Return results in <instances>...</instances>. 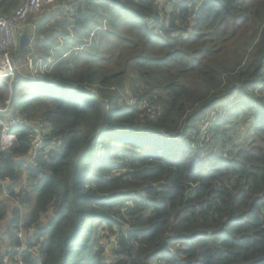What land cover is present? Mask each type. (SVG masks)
<instances>
[{"label": "trees", "instance_id": "trees-1", "mask_svg": "<svg viewBox=\"0 0 264 264\" xmlns=\"http://www.w3.org/2000/svg\"><path fill=\"white\" fill-rule=\"evenodd\" d=\"M22 1L0 0V14ZM175 1L74 0L65 36L56 25L40 36L46 15L24 21L35 73L0 78L5 120L29 122L10 126L17 143L0 152L20 205L0 202V264H15L20 222L32 228L23 264H264V0ZM31 122L47 148L34 159ZM204 122L210 142L193 132ZM239 123L244 134L226 135Z\"/></svg>", "mask_w": 264, "mask_h": 264}, {"label": "built area", "instance_id": "built-area-1", "mask_svg": "<svg viewBox=\"0 0 264 264\" xmlns=\"http://www.w3.org/2000/svg\"><path fill=\"white\" fill-rule=\"evenodd\" d=\"M175 1V0H174ZM44 5H58L57 7L63 6V10L67 17L72 21L74 16V0H23L21 4L15 9L10 16H4L0 14V78H8L9 82L14 79L15 74H19L21 69H27L28 73H24L26 77H29V73H35L33 62L35 55L33 54L30 42L33 39V32L29 35V42L27 48L29 51L24 54L23 58L14 60L16 57L15 52L19 46L18 40L21 36L19 29L24 26V21L29 15L40 12ZM34 26V25H33ZM71 27V26H70ZM104 29V27H103ZM95 35V31L92 30L90 37ZM61 40V37H60ZM68 51L62 53V56H66ZM38 68L43 69L46 66V62L42 59H38ZM13 64V66H12ZM10 101H6L5 106H0L1 113H7L9 109ZM147 111L152 112L150 108ZM2 117V116H1ZM0 117V152L13 148L16 143V136L14 133L9 132L11 125L26 124L25 118L15 115L10 118V122L7 123L5 116ZM41 132L40 127H35V131L29 135V140L33 143V150L30 155V159H34L37 153L41 150H47L43 145V141L40 138ZM12 181L8 177L0 178V202L13 199V202L17 201L12 197L9 192V185ZM32 230V228L28 229ZM27 230H24L22 223L20 222L14 230V234L20 241V245L13 248V257L15 264H23L22 251L27 247V240L24 238V234Z\"/></svg>", "mask_w": 264, "mask_h": 264}, {"label": "rangeland", "instance_id": "rangeland-1", "mask_svg": "<svg viewBox=\"0 0 264 264\" xmlns=\"http://www.w3.org/2000/svg\"><path fill=\"white\" fill-rule=\"evenodd\" d=\"M154 1H155L154 3L157 6H159V7L165 6L166 9H170L171 8L170 7V2H174L172 0H154ZM192 1L195 4L198 2V0H192ZM44 6L45 7H43V9L40 12L36 13V14H39L40 13V15H46L47 13H49V11L52 10V12L54 14H56V17L55 18H57L58 20L55 19L53 16H51L52 14H50L49 17H51L50 20L53 21L52 25L53 26L56 25L58 27V29H57L58 34L65 36V33L66 34L69 33L68 35H71V34L74 33L73 32V29L69 30L67 28V26L69 25V20L64 19L65 17H62V13L65 14V11L63 10V8H57V9L54 10V9H52L50 7V5H47V7H46V5H44ZM62 10H63V12H62ZM36 14H34V15H36ZM65 16H66V14H65ZM97 27H102V30H104L103 27L106 28L105 21H102V24L97 25ZM65 29H68V30H65ZM66 41H68V39L67 38H64L61 41V43L62 44L64 43V46H68V42H66ZM107 44H108V48H109L108 52H109L111 50V48L113 47L114 44L111 41L108 42ZM136 84H138V82L130 74H129L128 78L124 80V85L122 87H124V89H126V91L122 93V97L127 102L132 101V97L130 96V93H129L128 88H130V87H132V86H134ZM111 87H113L111 89L116 88L115 85L114 86H111ZM118 88H119V86H118ZM92 91L95 92V93H98V90H96V89H94ZM45 104L46 105H49V103H45ZM45 104H42L41 106H44ZM140 107L143 108L142 105H140ZM231 107L232 106L230 104H225V105H222L220 108L218 107L216 109V111H212L211 112V115H212L211 119H212V121H214L215 118H217L218 116H221V115L225 114V112L227 111V109H230ZM38 111L39 112H42V109L39 108ZM1 114H2L1 115L2 117H4V116L7 117V113L6 112L5 113L3 112ZM26 122L29 123L27 120H26ZM207 123L208 122H204V125H201L200 127H198L199 129L197 131L195 130L197 128V126H195V128L193 129V132L194 133H196V132L198 133L197 136H199V137H197V139H200L201 140L203 138L206 142H210L212 140L214 134H213V132L210 129V124H207ZM210 123H212V122H210ZM30 124L33 127H40L41 131L44 130V128H42V126L39 125V124H37L36 122H31ZM246 129H247V127L245 126V124H242V123H239L236 128H234V127H232L230 125L229 126V130L226 132V135L229 136L231 134H234V135L239 136L241 134H244V132L246 131ZM95 145H97V141H96V144ZM97 147H99V146L97 145ZM22 160H23L24 163H26L29 159H22ZM19 180H20L18 182L19 185L16 186V190H18L20 187L26 188L27 187V183H28L26 177L24 175H22ZM9 201H11V205H14L16 208H20V205L18 203H17V205H15L16 203L13 202V199L7 200V202H9ZM22 211H23V214H22V220H23V216H24V213H25L26 210L25 209H22ZM47 215H50V213L47 214ZM4 227H5V223L2 222L0 224V232L1 231H4ZM102 227H104V225ZM31 231L32 230H27L25 232V234H24V238L29 239L31 237ZM98 235L101 236V241H104L102 243V246L104 248V253L107 256L106 259H105V261L110 262L112 260L111 255L113 254L112 253V251H113L112 250L113 249L112 247H114L115 241L113 240V242L111 243L110 242L111 241L110 238L107 237L108 232L106 230L105 231L102 230L101 228L98 230ZM111 239H113V238L111 237ZM112 244H113V246H112ZM6 248L7 247H6L5 243H3V241H2L0 243V253L1 252L2 253L6 252V250H4Z\"/></svg>", "mask_w": 264, "mask_h": 264}, {"label": "crops", "instance_id": "crops-1", "mask_svg": "<svg viewBox=\"0 0 264 264\" xmlns=\"http://www.w3.org/2000/svg\"><path fill=\"white\" fill-rule=\"evenodd\" d=\"M58 5H54V6H50L52 9H57V8H63V6H60V7H57ZM43 7H45V6H43ZM46 7H47V5H46ZM63 11V10H62ZM50 14H52L51 16H54V17H56V14H54L53 12H52V10L51 11H49V13H47L46 14V16H47V18H49V16H50ZM42 20H44V18L42 17L41 18V21ZM34 21H36V23L38 22V21H40V16H39V14L37 15V18H35V20ZM43 22V21H42ZM27 23H29V22H27L26 21V24L24 25V26H22L20 29H19V31H20V33L21 34H23L24 33V31H25V29L28 27L29 28V25L27 24ZM52 23H53V21L52 20H50L49 21V19L47 20V23L46 22H44V32H42V33H40V36L43 38L44 36H45V34L46 35H48V32H49V30H50V28H51V26H52Z\"/></svg>", "mask_w": 264, "mask_h": 264}, {"label": "water", "instance_id": "water-1", "mask_svg": "<svg viewBox=\"0 0 264 264\" xmlns=\"http://www.w3.org/2000/svg\"><path fill=\"white\" fill-rule=\"evenodd\" d=\"M28 41H29L28 35L27 34H21V36L19 37V41H18V43H19V49L20 50H23L25 48L26 44L28 43ZM19 58H20V55H17L14 58V60L19 59ZM12 66H13V64H12ZM99 128H101V125H100Z\"/></svg>", "mask_w": 264, "mask_h": 264}, {"label": "bare ground", "instance_id": "bare-ground-1", "mask_svg": "<svg viewBox=\"0 0 264 264\" xmlns=\"http://www.w3.org/2000/svg\"><path fill=\"white\" fill-rule=\"evenodd\" d=\"M24 230H27V229H24Z\"/></svg>", "mask_w": 264, "mask_h": 264}]
</instances>
